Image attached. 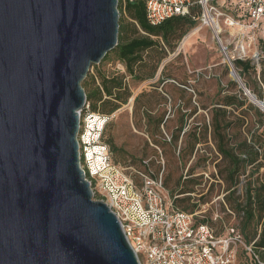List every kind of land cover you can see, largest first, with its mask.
Segmentation results:
<instances>
[{"label": "water", "instance_id": "obj_1", "mask_svg": "<svg viewBox=\"0 0 264 264\" xmlns=\"http://www.w3.org/2000/svg\"><path fill=\"white\" fill-rule=\"evenodd\" d=\"M118 6L0 0V264H140L77 141L82 83L118 44Z\"/></svg>", "mask_w": 264, "mask_h": 264}, {"label": "trees", "instance_id": "obj_2", "mask_svg": "<svg viewBox=\"0 0 264 264\" xmlns=\"http://www.w3.org/2000/svg\"><path fill=\"white\" fill-rule=\"evenodd\" d=\"M145 8L146 0L138 2L119 0L118 44L106 54L99 65L109 62V58L112 57L125 65L131 77L138 76L139 80H145L140 77V70L147 66L146 57L151 51L162 50L159 40L171 49H175L189 31L196 27V20L202 12L201 7L195 4L189 16H176L159 26H152L147 21ZM125 15L133 21V30L124 24L122 17ZM232 63L246 87L250 88L248 83L250 79L258 77L262 86L258 84L254 90L250 89L258 99L264 101L262 91L264 60L256 62L253 59H236ZM92 67L94 68L95 65ZM227 69L231 71L228 66ZM82 86L92 110L109 116L127 105L132 98L126 77L122 74L109 76L98 69L96 74H88ZM225 91L227 93L218 95L213 107L209 109V121H205L203 125L198 124L190 131H185L188 119L197 113L195 108L191 113L181 116L177 127L171 133L170 141L164 138L161 129L168 122L166 112L158 114L151 110L143 111L145 129L152 136L155 145L173 147L183 167H186L192 158L203 150L199 148V145L207 146L209 142L214 144L216 159L207 156L209 152L205 148V154L199 156L197 166L201 163L204 166L211 162L215 164L217 173L213 175V179L222 181L219 184L224 185L223 209L229 218H235L233 225H225L224 228L221 223V230H219V226L213 220L198 217L196 212L199 205L191 203L193 198L189 195L195 192V186L201 185L197 179L191 178L195 168L189 169L188 176L181 177L176 182L177 191L171 189L172 179L169 176L162 178V193L163 189L170 190L173 197L172 210L194 215L198 223L209 225L218 235H223L230 227L235 228L244 243L252 246L254 253L250 256L241 248L239 262H242L241 259L244 257L247 261L249 259L251 264H264V112L256 105L249 103L243 89L235 81H232ZM143 94L135 98L136 103ZM204 108L207 109V107ZM159 138L165 140L163 144L160 143ZM180 140L182 145L179 146ZM104 142L118 157L126 155L123 149L116 147L113 140H105V133ZM142 175L159 179L156 176L158 173L154 174L148 166L145 171L139 173L140 182L136 184L141 185ZM214 187L212 183L209 192H212ZM178 194L186 196L179 198L176 196ZM205 196H201L199 203L207 202Z\"/></svg>", "mask_w": 264, "mask_h": 264}, {"label": "built area", "instance_id": "obj_3", "mask_svg": "<svg viewBox=\"0 0 264 264\" xmlns=\"http://www.w3.org/2000/svg\"><path fill=\"white\" fill-rule=\"evenodd\" d=\"M195 4L202 10L198 20L219 42L230 68L234 69L236 59H249L257 32L264 33V0H228L221 6L214 0H146L147 21L159 26L173 17L189 16ZM78 113L80 167L94 199L103 196L102 201L117 215L140 264H240L241 248L254 254L235 228L218 235L209 225L198 223L194 215L171 210L161 179L142 175L141 185L136 184L114 162L104 142L112 116L93 111L87 100Z\"/></svg>", "mask_w": 264, "mask_h": 264}, {"label": "rangeland", "instance_id": "obj_4", "mask_svg": "<svg viewBox=\"0 0 264 264\" xmlns=\"http://www.w3.org/2000/svg\"><path fill=\"white\" fill-rule=\"evenodd\" d=\"M214 1L221 6L224 1L228 0ZM122 20L131 30L134 29L133 21L128 16H123ZM196 21V27L189 31L175 49H171L159 40L162 50L151 51L146 57L147 66L140 70V77L145 80H139L138 76L131 77L125 65L112 57L107 63L96 64L89 73L94 75L100 69L109 76L122 74L126 77V83L132 93L129 103L112 114V119L105 130V140H113L116 147L123 149L126 153L125 156L118 157L112 151L114 162L124 168L135 183L140 182L139 173L145 171L149 166L154 174L158 173L156 176L159 179H165L167 176L172 179L171 189L173 191H177L176 182L181 177L188 176L189 169L195 168L191 178L197 179L201 185L195 186V192L189 194L193 198L191 203L199 205L196 212L198 217L213 220L219 226L216 227L221 230V223L224 228L225 225L235 223L234 217L229 218L224 213L222 204L224 185L219 184L222 181L213 179V175L217 173L214 163L211 162L207 166L201 163L197 166L199 156L205 154V148L209 152L207 156L216 159L217 153L214 144L209 142L207 146L199 145V148L203 150L192 158L186 167H183L178 161V153L173 147L170 145L159 147L153 143L152 136L145 129L143 116L145 110H151L158 114L166 112L168 122L161 129L164 138L170 141L171 133L177 127L181 116L191 113L196 108L197 113L188 119L185 131H190L198 124L203 125L205 121H209V109L213 107L218 95L227 93L226 87L232 81L238 83L240 87L238 79H234L230 70L227 69V66L229 68L230 66L219 42L208 27L202 26L200 20ZM261 35L264 33L257 32L256 41L252 44L251 52H249L250 59H254L256 62L264 60V41ZM225 38L223 39L224 43ZM232 51L233 48L230 46L228 51L230 56L233 54ZM241 82L245 85L244 80ZM248 83L253 90L257 88L258 84L262 86L256 76ZM246 88L255 94L250 88ZM262 91L264 94V88ZM141 93L144 94L136 103L135 98ZM243 93L245 95V92ZM246 97L251 103L249 96ZM159 141L163 144L165 140L159 138ZM180 145H182L181 140ZM212 183L215 187L212 192H209ZM163 194L166 205L172 210L173 197L170 190L163 189ZM202 195L207 197V202L204 204L199 203ZM176 196L183 198L186 195L178 194ZM95 200L102 201L103 196L97 195ZM241 260L240 264H251L249 259L247 261L243 257Z\"/></svg>", "mask_w": 264, "mask_h": 264}, {"label": "bare ground", "instance_id": "obj_5", "mask_svg": "<svg viewBox=\"0 0 264 264\" xmlns=\"http://www.w3.org/2000/svg\"><path fill=\"white\" fill-rule=\"evenodd\" d=\"M238 76H239V75H237V73H236L235 79H238V78H239ZM249 98H250L252 101H254V102H255V99H254V97H252V96H249Z\"/></svg>", "mask_w": 264, "mask_h": 264}, {"label": "crops", "instance_id": "obj_6", "mask_svg": "<svg viewBox=\"0 0 264 264\" xmlns=\"http://www.w3.org/2000/svg\"><path fill=\"white\" fill-rule=\"evenodd\" d=\"M264 35H261V38H263V40H264V37H263ZM249 52H251V49L249 50ZM254 54V53H253ZM250 59V58H249ZM254 60V59H253Z\"/></svg>", "mask_w": 264, "mask_h": 264}]
</instances>
